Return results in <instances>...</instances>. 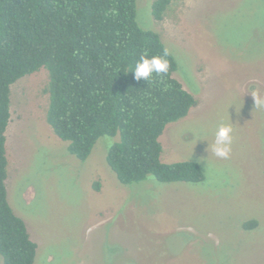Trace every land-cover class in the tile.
<instances>
[{"label": "rangeland", "instance_id": "374dc122", "mask_svg": "<svg viewBox=\"0 0 264 264\" xmlns=\"http://www.w3.org/2000/svg\"><path fill=\"white\" fill-rule=\"evenodd\" d=\"M153 1H136L137 24L159 34L196 100L159 138L161 161H193L204 180L122 185L106 136L85 161L69 154L46 122L40 68L11 85L5 134L7 201L34 264H264V0H171L161 20ZM220 123L233 127L226 159L208 149Z\"/></svg>", "mask_w": 264, "mask_h": 264}, {"label": "trees", "instance_id": "16d2710c", "mask_svg": "<svg viewBox=\"0 0 264 264\" xmlns=\"http://www.w3.org/2000/svg\"><path fill=\"white\" fill-rule=\"evenodd\" d=\"M137 0H0V256L2 264H34L37 245L12 211L6 192V131L10 87L47 70L46 122L85 161L101 137L116 141L105 161L122 185L145 181L197 184L204 180L193 161H161L159 138L167 125L187 117L194 96L173 74L175 57L158 33L136 21ZM171 0H154L161 20ZM169 62L167 74L137 81L131 72L142 54ZM94 189H99L95 184ZM252 226H250V225ZM244 228L255 227V221Z\"/></svg>", "mask_w": 264, "mask_h": 264}, {"label": "clouds", "instance_id": "9594fccd", "mask_svg": "<svg viewBox=\"0 0 264 264\" xmlns=\"http://www.w3.org/2000/svg\"><path fill=\"white\" fill-rule=\"evenodd\" d=\"M169 62L159 55L142 54L134 64L131 72L134 73V78L139 81L145 79L147 81L153 77L154 74H167L169 70ZM262 103L258 94H256L255 104L259 106ZM233 127L231 123H220L214 135V140L211 145V152L219 158H228L231 152V145L233 142ZM194 137L200 133L193 132ZM199 140V139H198Z\"/></svg>", "mask_w": 264, "mask_h": 264}]
</instances>
